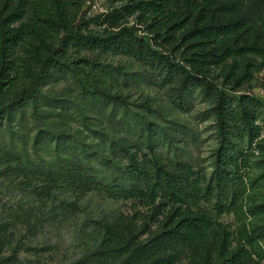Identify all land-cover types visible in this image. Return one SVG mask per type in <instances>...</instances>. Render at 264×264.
<instances>
[{"label":"trees","instance_id":"1","mask_svg":"<svg viewBox=\"0 0 264 264\" xmlns=\"http://www.w3.org/2000/svg\"><path fill=\"white\" fill-rule=\"evenodd\" d=\"M90 1L0 0V130L12 142L0 143V172L9 174V162L13 173L34 178L27 187L50 212L76 217L93 264H264V137L254 127L264 122V102L220 92L209 177L157 154L137 158L111 128L115 119H132L150 148L164 131L131 111L126 73L116 81L115 68L92 57L148 55L124 41L126 28L99 36ZM114 2L125 5L110 14L111 25L150 21L162 41L193 51L197 66L264 56V0ZM150 57L164 81L177 77L179 63ZM63 81L62 96L48 90ZM224 215L234 217V230ZM2 229L0 264H12Z\"/></svg>","mask_w":264,"mask_h":264},{"label":"rangeland","instance_id":"2","mask_svg":"<svg viewBox=\"0 0 264 264\" xmlns=\"http://www.w3.org/2000/svg\"><path fill=\"white\" fill-rule=\"evenodd\" d=\"M93 2L98 7L95 16L101 17L97 21L101 25L96 33L104 37L126 28L124 41L136 43V48L148 57L134 54L100 55L96 52L92 59L114 67L116 81L119 80L118 73L125 72L128 89L124 95L128 98L131 111L145 114L164 131L163 138L155 137L153 146L146 147L135 122L131 119L130 126H127L118 116L115 126L111 127L115 135L132 143L133 154H140L137 158L147 155L153 159L154 155L150 154H157L164 159L189 163L198 176L209 177L221 136L217 116L218 96L223 92L225 96L245 95L264 102V56L231 58L219 66H197L194 63L197 56H192L193 51L162 41L164 34L157 37V31L151 32L150 21L139 23L137 16H132L120 20L119 27L111 25L110 14L125 3H115L114 0ZM242 12L240 16L245 14ZM106 14L108 18L104 17ZM127 35L130 39L125 37ZM150 56L169 57L171 61L179 63L180 68L176 67L177 77L164 81L153 67L155 60ZM64 83L48 90L61 95L60 91L66 89ZM124 110V106H120L119 112L123 113ZM28 123L22 129V134L27 135L32 131L30 118ZM263 126L261 120L254 125L259 128L260 138L264 137ZM14 138L19 139L18 134ZM0 143L8 149L12 143L9 135L1 130ZM7 165L9 174L6 176L3 171L0 172V226L3 228L4 255L11 258L12 264H93L85 252L87 238L80 231L76 217L65 211H60L58 215L50 212L27 187V183L35 181L34 178L25 179L21 171L13 173L12 165L9 162ZM117 208L129 211V206L124 203ZM221 220L227 225L235 224L232 215H224Z\"/></svg>","mask_w":264,"mask_h":264},{"label":"built area","instance_id":"3","mask_svg":"<svg viewBox=\"0 0 264 264\" xmlns=\"http://www.w3.org/2000/svg\"><path fill=\"white\" fill-rule=\"evenodd\" d=\"M98 14V7L97 5L92 1L89 2V8H88V17H94Z\"/></svg>","mask_w":264,"mask_h":264}]
</instances>
